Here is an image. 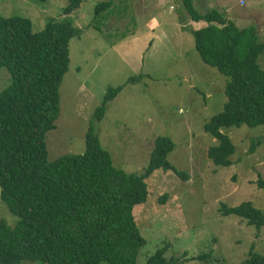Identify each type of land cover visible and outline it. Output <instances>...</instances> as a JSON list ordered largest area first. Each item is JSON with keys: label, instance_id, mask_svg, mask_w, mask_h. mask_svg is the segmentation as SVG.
<instances>
[{"label": "rangeland", "instance_id": "1", "mask_svg": "<svg viewBox=\"0 0 264 264\" xmlns=\"http://www.w3.org/2000/svg\"><path fill=\"white\" fill-rule=\"evenodd\" d=\"M70 2L0 0V10L29 17L40 32L49 18H65ZM195 2L202 14L217 10L240 30L254 28L264 67V0ZM102 3L111 7L98 16ZM69 18L82 34L70 42L61 117L47 135L49 161L83 154L93 126L115 166L141 176L156 139L168 138L175 145L167 157L174 169L151 174L148 198L134 209L146 241L137 264L165 247L175 264H244L252 251L264 256V226L223 212L249 203L264 213V190L257 187L264 179V126L222 130L236 150L231 167L208 158L217 140L205 125L223 110L229 77L197 51L194 33L204 24L193 22L182 0H83ZM9 83L8 70L0 67V91ZM113 89L121 90L98 122L94 116ZM19 220L0 196V223L16 227Z\"/></svg>", "mask_w": 264, "mask_h": 264}, {"label": "trees", "instance_id": "2", "mask_svg": "<svg viewBox=\"0 0 264 264\" xmlns=\"http://www.w3.org/2000/svg\"><path fill=\"white\" fill-rule=\"evenodd\" d=\"M82 1L71 0L65 18H49L40 32L29 17H7L0 10V67L10 76L0 91V196L20 219L16 227L0 223V264H137L146 241L134 209L148 198L151 174L174 169L167 160L174 143L157 138L145 174H127L115 166L93 126L83 154L49 161L47 135L61 117L70 42L82 34L69 17ZM182 1L193 22L207 24L194 33L203 62L229 77L224 108L205 131L217 140L208 158L231 167L236 150L222 130L264 126V67L258 64L263 46L254 28L240 30L220 11L202 14L195 0ZM110 7L100 4L97 15ZM120 90L108 94L94 116L98 122ZM257 187L264 190L263 178ZM223 212L259 230L264 226V213L249 203ZM166 250H157L146 264H175L178 259L168 260ZM244 264H264V256L252 251Z\"/></svg>", "mask_w": 264, "mask_h": 264}, {"label": "crops", "instance_id": "3", "mask_svg": "<svg viewBox=\"0 0 264 264\" xmlns=\"http://www.w3.org/2000/svg\"><path fill=\"white\" fill-rule=\"evenodd\" d=\"M198 2H199V0H198ZM196 3V2H195ZM199 4H200V2H199ZM201 5V4H200ZM208 13V12H207ZM223 13V12H222ZM206 14V13H205ZM226 16V15H225ZM228 19V18H227ZM203 23V22H202ZM204 24V26L202 27V28H205V27H207V24H205V23H203ZM201 28V29H202Z\"/></svg>", "mask_w": 264, "mask_h": 264}]
</instances>
